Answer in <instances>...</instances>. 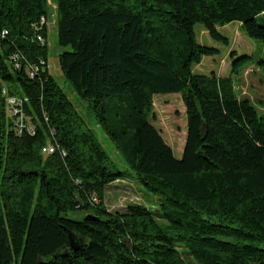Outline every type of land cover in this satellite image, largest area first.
Here are the masks:
<instances>
[{
    "label": "trees",
    "instance_id": "obj_1",
    "mask_svg": "<svg viewBox=\"0 0 264 264\" xmlns=\"http://www.w3.org/2000/svg\"><path fill=\"white\" fill-rule=\"evenodd\" d=\"M55 4L60 69L128 169L49 70V0H0V264H264V112L232 75L193 71L220 52L195 25L229 45L218 27L237 21L264 42V0ZM249 58L232 52V71ZM160 93L186 108L180 158L151 121ZM130 177L156 208L108 209L107 187Z\"/></svg>",
    "mask_w": 264,
    "mask_h": 264
},
{
    "label": "rangeland",
    "instance_id": "obj_2",
    "mask_svg": "<svg viewBox=\"0 0 264 264\" xmlns=\"http://www.w3.org/2000/svg\"><path fill=\"white\" fill-rule=\"evenodd\" d=\"M49 70L61 85L69 99L75 104L82 117L86 120L89 127L95 132L104 149L121 169L127 170V166L121 160L116 147L109 135L105 132L102 125L92 116L89 107L74 92L72 86L63 75L59 66V53L61 48L58 44L57 34V11L55 0H49ZM260 19L264 15L259 16ZM195 33L201 44L213 46L219 49V54L215 56H205L200 64L194 66L196 74H212L218 76L232 75L235 78L237 90L241 97L248 98L258 111L264 112V73L259 70L261 67L258 62L264 59V42L248 37L241 29L240 24L234 21L225 26H219L221 34L229 38V45L213 40L202 24L195 25ZM248 55L249 59L239 67L240 74L232 71L231 54ZM153 125L161 132L164 140L172 147L174 154L180 158L183 154L186 135L187 117L186 108L180 93H160L153 98V114L151 116ZM130 179H122L114 182L107 187L105 201L111 211L126 212L130 204H145L149 207L157 206V199L143 189L139 184ZM70 217L82 220L84 213L79 211L70 213ZM160 224L166 226V221ZM184 252V249H181ZM189 264H198L193 258L184 253Z\"/></svg>",
    "mask_w": 264,
    "mask_h": 264
},
{
    "label": "built area",
    "instance_id": "obj_3",
    "mask_svg": "<svg viewBox=\"0 0 264 264\" xmlns=\"http://www.w3.org/2000/svg\"><path fill=\"white\" fill-rule=\"evenodd\" d=\"M43 23L45 22V19H42ZM8 34L7 30H3L2 32H0V40L1 38L5 37ZM38 40L42 41L43 38L41 35L37 36ZM8 103H9V109L11 110V107L13 109V112L15 115L18 116L17 118V125L19 126V131H22V126L24 124V119L23 116L21 115L22 109H21V105L23 104V101H17L15 98H9L8 99ZM54 151L53 146L51 145H47L46 147L43 148V152L45 153H52Z\"/></svg>",
    "mask_w": 264,
    "mask_h": 264
}]
</instances>
